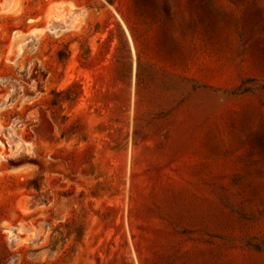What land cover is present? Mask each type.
Segmentation results:
<instances>
[{
  "label": "rangeland",
  "instance_id": "1",
  "mask_svg": "<svg viewBox=\"0 0 264 264\" xmlns=\"http://www.w3.org/2000/svg\"><path fill=\"white\" fill-rule=\"evenodd\" d=\"M4 1L0 264H264V0Z\"/></svg>",
  "mask_w": 264,
  "mask_h": 264
},
{
  "label": "water",
  "instance_id": "2",
  "mask_svg": "<svg viewBox=\"0 0 264 264\" xmlns=\"http://www.w3.org/2000/svg\"><path fill=\"white\" fill-rule=\"evenodd\" d=\"M12 0H5L4 2L7 3V5H9L11 3ZM54 16L53 17H56L58 20L57 22H53L52 24V27L54 28H61V29H64L66 26L70 25L74 19V17L77 16L76 13H71V14H63L61 11H60V8L59 9H55L54 10ZM24 36L25 38V42L28 41L31 37L30 34H21ZM19 42V39L15 38L13 39V44H12V48H13V55H17L19 53V49L17 47V44ZM24 42V43H25Z\"/></svg>",
  "mask_w": 264,
  "mask_h": 264
},
{
  "label": "bare ground",
  "instance_id": "3",
  "mask_svg": "<svg viewBox=\"0 0 264 264\" xmlns=\"http://www.w3.org/2000/svg\"><path fill=\"white\" fill-rule=\"evenodd\" d=\"M15 2H13L14 4L11 6V7H6V5H5V2L2 4V8H3V10H5V11H12V9L14 10V8H16V7H18V0H17V2H16V0H14ZM7 4V3H6ZM59 9V8H58ZM79 23H80V21H78V20H76V18L74 17V19H73V21H72V23L70 24V25H68V26H66L65 28H69V29H72V28H75V27H77L78 25H79ZM30 35L31 34H33V32H31V33H29ZM23 40V41H22ZM21 41H22V43L25 41V38H24V36L23 35H21ZM22 43H20L19 44V42H18V44H17V47H18V49H19V51H20V49H21V44Z\"/></svg>",
  "mask_w": 264,
  "mask_h": 264
},
{
  "label": "crops",
  "instance_id": "4",
  "mask_svg": "<svg viewBox=\"0 0 264 264\" xmlns=\"http://www.w3.org/2000/svg\"><path fill=\"white\" fill-rule=\"evenodd\" d=\"M74 13H76L77 14V16L75 17L76 18V20H78L79 21V12H76V11H74Z\"/></svg>",
  "mask_w": 264,
  "mask_h": 264
}]
</instances>
